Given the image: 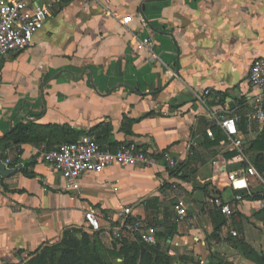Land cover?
<instances>
[{
  "label": "crops",
  "instance_id": "1",
  "mask_svg": "<svg viewBox=\"0 0 264 264\" xmlns=\"http://www.w3.org/2000/svg\"><path fill=\"white\" fill-rule=\"evenodd\" d=\"M40 1L49 16L33 46L0 59V161L16 169L0 184V264L22 261L69 229L91 236L85 213L106 228L120 205L144 220L156 245L163 240L169 258L209 264L219 253L227 264H254L225 248L224 231L230 222V238L251 244L264 209L246 201L227 218L210 205L232 198L222 168L238 169L240 153L252 161L251 145L264 134V123L246 118L258 96L250 65L264 58V0ZM221 117L238 119V149ZM12 131L26 143L7 142ZM83 136L109 151L134 144L157 165L86 174L79 191L67 192L41 154ZM179 203L185 218L176 223ZM98 238L119 250L106 234Z\"/></svg>",
  "mask_w": 264,
  "mask_h": 264
},
{
  "label": "built area",
  "instance_id": "2",
  "mask_svg": "<svg viewBox=\"0 0 264 264\" xmlns=\"http://www.w3.org/2000/svg\"><path fill=\"white\" fill-rule=\"evenodd\" d=\"M40 0H1L0 1V59L11 52H23L33 46L36 34L46 23L48 8L39 3ZM140 23L146 20L140 16ZM132 19L125 16L121 24L128 26ZM141 44L152 53L153 42L143 38ZM248 82L258 92L255 107L246 116L251 122L264 123V58L253 60L250 65ZM236 117H221L220 128L238 149L241 144L235 139L238 134ZM241 166L233 171L224 167L222 183L224 189L231 190L234 194L230 200L214 199L211 204L221 216L230 218L234 216L239 205L244 202L258 201L264 209V198L255 200L256 195L264 194V172L258 171L247 155L240 153ZM42 162L48 165L54 173L64 182V190L77 192L80 189L79 180L86 174H99L111 167L132 168L137 165L154 167L157 165L155 157L143 151L134 144L121 147L115 151L104 150L93 138L83 136L71 143H64L41 154ZM7 167L10 161L3 162ZM170 167L175 164L169 160ZM221 171V170H220ZM3 178L0 176V184ZM176 220L180 222L185 218L182 203L175 207ZM84 223L92 234L104 233L115 241L135 238L147 246H155L156 239L153 231L145 225L144 220L134 215L131 206L120 205L115 208L114 215L108 220V225L103 228L98 222V216L88 211L84 215ZM232 237L237 232H231Z\"/></svg>",
  "mask_w": 264,
  "mask_h": 264
},
{
  "label": "rangeland",
  "instance_id": "3",
  "mask_svg": "<svg viewBox=\"0 0 264 264\" xmlns=\"http://www.w3.org/2000/svg\"><path fill=\"white\" fill-rule=\"evenodd\" d=\"M41 3V1H38ZM264 136V134H262ZM226 196H228V192L225 193ZM210 209L213 210V205H210ZM211 215V214H210ZM263 222L264 218L262 219V228H263ZM256 224V223H254ZM262 228H254V234L252 236L251 244H248L245 242L243 237L237 236L236 238H230V231L232 229V225L229 224L225 227L224 234H227L228 238L223 237V242L226 244L225 248H232L236 250L237 253L242 255L245 254H253L256 257H259L261 255L262 250V243H263V230ZM63 232L61 233V237L58 239V241L53 243H46L43 246L39 247L35 251L31 252L26 258H24L22 261L16 263V264H142L139 260L132 262V258L134 254L132 252H126L123 256H119L121 244L124 240L117 241L120 244L119 250L112 249L114 245H110L107 242H104L98 239V243L101 244L102 248L99 247L96 239L91 238V243L87 247H81L77 248L76 250L77 257L80 259V261L71 262V258H67L64 254L61 253V250L55 249V247H58L62 240ZM127 241V240H125ZM250 241V240H249ZM103 242V244H102ZM129 242V241H127ZM130 243V242H129ZM160 246H163L164 252L163 257L160 260V264H206L201 261H194L195 258L187 257L184 255H176L174 257H170L167 254V248L165 244L163 243V240L160 241ZM63 250V249H62ZM231 250V249H230ZM135 253V252H134ZM216 256H219L220 258L217 260L214 257H209V260L211 264H223L225 262H228V256H221L219 253H215ZM165 256V258H164ZM125 257H127V262H123L125 260ZM89 259L88 262L85 260ZM253 263V262H252ZM231 264V263H228ZM255 264V263H254Z\"/></svg>",
  "mask_w": 264,
  "mask_h": 264
},
{
  "label": "trees",
  "instance_id": "4",
  "mask_svg": "<svg viewBox=\"0 0 264 264\" xmlns=\"http://www.w3.org/2000/svg\"><path fill=\"white\" fill-rule=\"evenodd\" d=\"M19 130L21 129L19 128ZM16 138L19 140V143H26L27 141L24 138V136L19 135L18 131L16 133L12 131L11 134L6 137V140L7 142L9 141L11 142ZM73 141L76 140L74 139ZM64 143L65 141L62 142V144ZM6 147L7 144L3 148ZM251 148L256 152V155L252 159V163L258 169V171L264 172V136L260 135L259 138L252 143ZM23 175L25 177H31L28 173H26V171H23ZM263 198H264V194L255 196V199H263ZM91 238L96 239L95 241H97L98 243V239H99L98 234H92L90 236L89 234L85 233L82 230L69 229L63 232L62 240L60 244L58 245V247H55L53 250L55 249L61 250L62 254L67 256V258L68 257L71 258V262H76L78 260L80 261V259L77 257L76 250H78L77 248H79V246L87 247L92 241ZM98 245L99 247L102 248L100 243H98ZM120 249L121 250L119 252V256H123L127 251L128 252L130 251L134 254L131 261L134 262L136 260L137 261L139 260L142 264H160V260L163 257V252L161 251V247L159 244L155 246H146L138 242L129 243L124 240L121 244ZM244 257L255 264H264V222H263V243H262L261 255L259 257H256L253 254L247 253L244 255ZM88 260L89 259H86L85 261L88 262ZM123 262H127V257H125V260ZM209 264H211L210 260H209Z\"/></svg>",
  "mask_w": 264,
  "mask_h": 264
},
{
  "label": "water",
  "instance_id": "5",
  "mask_svg": "<svg viewBox=\"0 0 264 264\" xmlns=\"http://www.w3.org/2000/svg\"><path fill=\"white\" fill-rule=\"evenodd\" d=\"M72 140L68 139L66 143H71ZM16 169H9L2 161H0V176L1 178H8L9 176L15 174ZM219 259V257H217ZM223 264H227L226 262Z\"/></svg>",
  "mask_w": 264,
  "mask_h": 264
}]
</instances>
